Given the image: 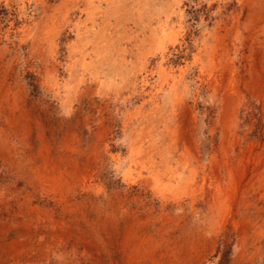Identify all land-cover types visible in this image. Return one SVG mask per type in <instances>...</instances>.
Returning <instances> with one entry per match:
<instances>
[{
	"label": "rangeland",
	"instance_id": "obj_1",
	"mask_svg": "<svg viewBox=\"0 0 264 264\" xmlns=\"http://www.w3.org/2000/svg\"><path fill=\"white\" fill-rule=\"evenodd\" d=\"M0 264H264V0H0Z\"/></svg>",
	"mask_w": 264,
	"mask_h": 264
},
{
	"label": "bare ground",
	"instance_id": "obj_2",
	"mask_svg": "<svg viewBox=\"0 0 264 264\" xmlns=\"http://www.w3.org/2000/svg\"><path fill=\"white\" fill-rule=\"evenodd\" d=\"M122 6V5H121ZM154 15V14H153ZM150 18H151V16H150ZM142 26V25H141ZM144 26V25H143ZM151 27V26H150ZM144 29V28H143ZM143 31V30H142ZM145 34V33H144ZM124 49V48H123ZM164 168V167H163ZM171 171V170H170ZM35 261V260H34Z\"/></svg>",
	"mask_w": 264,
	"mask_h": 264
}]
</instances>
